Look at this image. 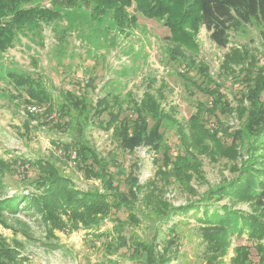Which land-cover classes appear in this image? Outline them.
Instances as JSON below:
<instances>
[{"label": "rangeland", "instance_id": "rangeland-1", "mask_svg": "<svg viewBox=\"0 0 264 264\" xmlns=\"http://www.w3.org/2000/svg\"><path fill=\"white\" fill-rule=\"evenodd\" d=\"M34 4L51 7L48 0ZM31 5L28 4L25 8ZM91 9V6L87 7L80 2L78 6L68 10L58 9L59 18L28 25L29 27L16 33L13 47L0 52V160L10 164L12 170L5 172L4 189L0 191V196L5 193L10 195L14 190L27 193L24 178L32 179L37 172L33 168L27 169L22 162L15 163L16 158L21 157L52 160L77 189L102 191L99 180L86 179L74 165L73 153L68 158L65 151L53 143L67 141L71 135H75L73 131L57 128L60 121H68V118L61 120L56 112L48 116L42 115L38 119V127L34 120L32 131L29 134L25 132L27 112L36 107L44 113L46 106H28L25 102L28 100L27 94L16 89L9 80L11 71L29 73L32 78L44 83L51 91L54 101L59 99V95L68 92L76 95L85 92L92 103L108 91L111 97L131 96L136 100H140L146 92H152L161 99L167 110L170 107L176 108V119L187 122L195 113L198 102L211 105L208 96L197 91L194 86L190 89L189 85L205 80L204 72L219 86V91L224 95L223 100L235 108L241 97L245 93L249 94L254 87L255 76L259 74L256 68L264 65V24L258 22L234 25L226 47L217 46L211 40L208 30L201 26L195 37V49L182 46V55L176 56L173 52L175 45L166 39L170 33L163 21L147 19L138 14L137 24L121 31L112 13L106 14L101 20H93ZM128 12L134 14L133 7ZM235 51L247 52V63L256 61V68L251 75L247 71L242 72V65L232 64L226 69V57ZM236 76L240 81L235 80ZM244 104L247 107L250 105L247 99ZM130 111L128 109L125 114ZM218 116L222 123L217 125L215 118H210L209 129L216 124V128L226 133L228 126L231 127L229 132L241 127L242 120L235 112ZM102 118L107 119L106 114ZM74 125L75 122L73 129ZM162 131H165V143L171 148L172 154L176 155L179 141L175 128L165 126ZM84 137L100 157L110 163L109 171L119 190L127 192L128 178L134 176L145 191L161 193L162 199L158 201L166 202L170 207L197 201L211 187L237 174L232 171L233 163L216 152H210L199 156V173L188 171L187 174H192L190 180L185 178L183 172L177 175L176 168L175 177L173 165L165 167V175L159 168V164L163 162V148L159 153L150 152L144 146H139L133 152L123 150L113 135V130L104 131L98 126H90ZM227 143L230 145L231 140H227ZM243 159H248L246 154ZM242 161V158L238 159L235 164L241 167ZM140 200V211L145 216L140 215L139 223L131 221L128 211H120L110 215L97 230L98 234L113 232L115 223L112 220L118 219L122 223V236L128 239V245L117 252L109 253L104 243L106 238L93 237L82 229L74 232L55 231L54 236H51L42 216L27 209L17 215H10L8 212L0 215V237L19 250L25 264H102L106 258L116 260L118 264H137L132 259L131 240L139 238L152 242L156 232L160 240L169 236L168 229L161 224L160 218L165 217H160L155 211L157 200ZM224 203L227 201L220 202ZM236 208L249 210L246 204H238ZM177 220L179 219H170L169 224L172 225ZM199 228L200 224L194 216L184 217L175 227L181 242L177 246L178 260L171 264H204L200 258ZM114 236L117 233L113 232L111 237ZM251 244L246 236L234 237L225 261L230 262L235 255L236 246ZM115 246L120 247L118 243ZM251 260L255 264L260 260L254 247L251 250Z\"/></svg>", "mask_w": 264, "mask_h": 264}, {"label": "trees", "instance_id": "trees-1", "mask_svg": "<svg viewBox=\"0 0 264 264\" xmlns=\"http://www.w3.org/2000/svg\"><path fill=\"white\" fill-rule=\"evenodd\" d=\"M38 1L42 0H0V52L13 47L18 31L36 22L55 20L60 17L58 9L68 10L78 6L79 2L92 7L93 20H101L106 14L112 13L121 31L134 27L138 22V14L147 19L163 21L170 33L166 39L175 45L173 52L176 56L182 55V46L195 49V37L201 26L208 30L217 46L226 47L234 25L252 22L264 24V0H48L50 8L34 4ZM28 4H32L31 7L25 8ZM132 7L134 14L128 12ZM246 55L249 54L235 51L227 55L224 66L228 69L232 64L242 65V72L247 71L251 75L256 68V61L247 63ZM260 68H256L259 74L255 76L251 92L245 93L235 108L223 100L224 95L219 91V86L204 72L205 80L189 85L190 89L194 86L197 91L208 96L211 105L198 102L195 113L187 122L176 119V108L167 110L161 99L152 92H146L140 100H136L131 96L111 97L108 91L98 96L94 103L85 92L80 95L68 92L59 95V99L54 101L44 83L32 78L29 73L9 72V80L14 87L27 94L28 100L25 102L28 106H46L44 113L27 112L25 132L29 134L32 131L34 120L38 127V119L42 115L56 112L61 120L68 118V121H60L57 128L73 131L75 135H71L67 141L53 143L65 151L66 157L75 154L74 165L86 179L99 180L102 191L77 189L52 160L16 158L15 163L22 162L27 169L33 168L37 173L32 179L24 178L27 193L14 190L10 195L5 193L0 196V215L3 212L17 215L23 209L33 210L42 216L51 236H54L55 231L74 232L82 229L93 237L106 238L104 243L109 253L127 246L128 239L122 236L123 225L118 219L112 220L116 237H111L113 232L98 234L97 230L110 215L120 211H128L131 221L139 223L140 215L145 216L140 211V199L149 202L154 198L158 201L162 199V194L153 190L145 191L134 176L128 178L127 192L119 190L109 171L110 163L100 157L84 137L90 126H98L104 131L113 130L123 150L133 152L139 146H144L150 152L159 153L163 148V162H157L162 174L166 175L165 167L173 165L174 176L176 168L177 175L183 172L185 178L190 180L192 174H187L188 171L199 173V156L210 152H216L233 163L232 171L237 173L233 178L211 187L199 200L186 205L170 207L166 202L156 201L155 211L160 217H165L160 218L161 224L168 229L169 236L160 240L156 232L152 242L139 238L131 240L132 259L137 264H171L178 260L177 246L181 239L175 227L184 217L192 216L200 224V258L204 264H255L251 260L252 247L260 255L258 264H264V65ZM234 78L239 80L237 76ZM246 99L250 103L249 107L244 104ZM128 109L130 113L125 114ZM233 112L242 120L238 130L229 132L231 127L228 126L224 133L216 128V124L214 128H208L210 118H215L219 125L222 120L218 114ZM105 114L107 119L102 118ZM165 126L175 128L179 141L176 155L165 143V131H162ZM227 140H231L230 145ZM245 154L248 159H243ZM241 158L243 164L239 167L235 162ZM5 172H12L10 164L0 160V191L4 189ZM222 201L227 203L220 204ZM238 204H246L249 210L236 208ZM170 219L179 220L170 225ZM242 236H246L252 244L236 246L235 255L227 263L225 258L229 255L233 238ZM116 243L120 247L115 246ZM0 264H25L19 250L2 237ZM102 264L118 263L106 258Z\"/></svg>", "mask_w": 264, "mask_h": 264}, {"label": "built area", "instance_id": "built-area-1", "mask_svg": "<svg viewBox=\"0 0 264 264\" xmlns=\"http://www.w3.org/2000/svg\"><path fill=\"white\" fill-rule=\"evenodd\" d=\"M30 111H31L32 113H38V112H40V110H38V108H36V107L31 108ZM73 155H75V154H73ZM74 157H75V156H74Z\"/></svg>", "mask_w": 264, "mask_h": 264}]
</instances>
